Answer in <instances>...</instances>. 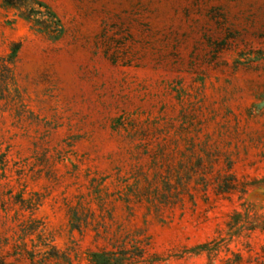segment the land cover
<instances>
[{"label":"rangeland","instance_id":"1","mask_svg":"<svg viewBox=\"0 0 264 264\" xmlns=\"http://www.w3.org/2000/svg\"><path fill=\"white\" fill-rule=\"evenodd\" d=\"M31 1L47 30L0 0V252L264 264V0Z\"/></svg>","mask_w":264,"mask_h":264},{"label":"trees","instance_id":"2","mask_svg":"<svg viewBox=\"0 0 264 264\" xmlns=\"http://www.w3.org/2000/svg\"><path fill=\"white\" fill-rule=\"evenodd\" d=\"M2 1H3L4 7L15 8L19 10L22 17L28 21H33L34 26H37L39 30L44 31L48 29V26H46L43 23L44 21H41V19H37L34 17L35 16L34 14H41V15H44V14H43V11H41V9L32 7L33 4L31 0H2ZM37 4L40 7L46 6L44 5V3H41V2H38ZM30 7L32 8L29 9ZM24 8L27 9L28 13L27 11H24ZM51 18L55 19L57 23H59V19L54 12L51 13ZM17 50L18 49H13V51L10 53L9 60H11V62L16 56ZM206 155H207V158H210L209 154H206ZM198 160L203 161V157L199 156ZM229 176L230 175H225L223 177L222 181L218 185V190H217L218 192H227L231 188H233L234 186L233 181H232L233 179L230 178ZM196 183L197 184L203 183L205 185L204 186L205 189L208 185L204 177H200L199 179H196ZM186 186L187 185H184L185 188ZM190 195H191V198H193V195L192 194ZM146 199L148 200V202H153V200L149 197V195L146 196ZM74 209L75 208H72L73 215L70 216L71 227L72 229H75V228L80 229L81 221L78 217V214L76 213L77 211ZM236 216L237 217H234V221L237 222L236 220H238L239 222V220L243 216V212H238ZM30 230L33 231L34 229H30ZM24 245H26L25 242L23 243V246ZM11 256H14L15 260H20L19 258L26 257L30 261L28 264H47L45 258H37V254L34 251L28 250L26 246L23 248H16L14 253H8L7 255H4L0 252V264H13L14 261L9 260ZM89 259L92 264H118L117 262L119 260V258L115 256V252L107 251V250L92 251L89 253Z\"/></svg>","mask_w":264,"mask_h":264}]
</instances>
